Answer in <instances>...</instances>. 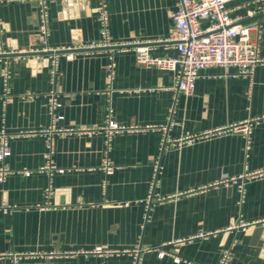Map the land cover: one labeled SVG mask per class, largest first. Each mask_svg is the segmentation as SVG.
<instances>
[{
	"label": "crops",
	"instance_id": "1",
	"mask_svg": "<svg viewBox=\"0 0 264 264\" xmlns=\"http://www.w3.org/2000/svg\"><path fill=\"white\" fill-rule=\"evenodd\" d=\"M98 7L99 0H48L49 46L99 42ZM227 7L238 23L256 27L252 39L264 58L261 2L231 0ZM176 9L177 0H107L111 38L161 41L153 55L177 56L165 42ZM0 20V132L11 135L5 164L12 171L0 184V264H13L11 253L32 254L18 264H134L135 254L124 252L134 249H142L140 264H220L225 251L231 253L228 264H264V174L241 180L244 194L237 184L221 182L264 170V66L252 81L233 75L236 68L205 69L188 96L174 89L173 72L138 64L133 49L101 48L78 51L73 59L60 53L53 84L52 54H40L45 46L39 4L1 3ZM21 51L29 54L15 55ZM112 56L110 84L106 67ZM53 90L61 105L57 129H94L108 119L151 128L116 135L110 146L104 132L56 134L51 161L64 173L42 170L47 137L25 133L52 126ZM28 92L34 97L26 98ZM254 118L263 120L248 138L229 134L162 150L166 139ZM106 156L115 166L112 173L102 168ZM180 239L192 240L173 244ZM96 247L120 253H82ZM159 249L169 255L159 257Z\"/></svg>",
	"mask_w": 264,
	"mask_h": 264
},
{
	"label": "built area",
	"instance_id": "2",
	"mask_svg": "<svg viewBox=\"0 0 264 264\" xmlns=\"http://www.w3.org/2000/svg\"><path fill=\"white\" fill-rule=\"evenodd\" d=\"M27 1H36L42 12L43 22L40 25L39 32L44 42V49L40 54H52V69L50 70L52 82L55 84L58 69V56L63 53L67 59H73L78 51L81 50H96L101 48H115L120 51H127L133 49L136 53L137 63L143 66L156 67L162 71H170L174 73V89L185 95H193L196 89L197 80L201 77L203 70L211 67H220L224 70L236 68V76L248 77L251 81L254 79L255 71L259 66H264V58L260 54V47L257 41L252 39L253 32L256 27L244 26L233 19L230 15V10L227 5L231 0H177V9L172 13L174 26L170 37L165 41L174 46L178 51L177 56H155L152 54L153 45L161 41H128L117 43L111 38L109 31V15L107 11V0H99V21L101 25V40L93 42L87 46H73V47H58L52 48L48 44L49 27L47 15L48 0H0L1 3H24ZM261 2V8L264 12V0ZM4 31V23L0 20V37ZM28 51H21L20 54H26ZM6 54V52L2 51ZM107 78L111 84L115 78L116 63L113 56L107 67ZM6 100L10 99L9 73H4ZM252 88V85H251ZM26 98H33V93L28 92ZM50 108L53 119V124L50 129L39 132L29 131L27 135L34 136L36 134H43L47 137L48 152L46 158L48 164L42 170L49 172L57 171L64 173V169H58L51 161L53 151V137L54 135H73L81 133H96L104 132L107 137L108 146L111 145L113 137L116 135L142 131L150 129L151 127H139L136 125H120L111 119H108L104 127L94 129L78 128V129H57L56 123L60 119L56 110L61 106L58 102L57 93L55 90L50 93ZM263 119L254 118L224 127H219L213 130L206 131L200 135L188 136L175 141L164 140L162 143V150L172 146L173 148H181L185 144H191L201 139L219 137L229 134H241L244 137H249L255 123H259ZM166 129V128H165ZM11 135L6 131L0 132V184H3L8 175L12 173L10 168L5 164L6 159L11 155V148L9 140ZM159 163H156L158 169ZM102 168L107 173H112L115 169L109 157H105ZM26 175H30L31 171L24 170ZM264 174V170L246 173L239 178L223 179V184H237L239 191L244 194V183L240 182L244 179H253ZM155 183L153 184V188ZM51 189L47 190L49 194ZM5 207V205H3ZM8 208V207H7ZM264 224V221L259 222ZM241 227H248L249 224L241 223ZM204 236V235H199ZM198 237V236H197ZM195 238V237H192ZM188 240H177L173 244H183ZM142 249H134L132 251H124L135 254L136 261L134 264H140V252ZM83 254L111 256L120 253L118 250L107 249L104 247H96L91 251H83ZM29 253H11L13 264H18L24 257L31 256ZM169 255L164 249H159V257L164 258ZM231 253L225 251L222 255L220 264H228ZM174 261L180 263L183 261L180 257H175Z\"/></svg>",
	"mask_w": 264,
	"mask_h": 264
},
{
	"label": "water",
	"instance_id": "3",
	"mask_svg": "<svg viewBox=\"0 0 264 264\" xmlns=\"http://www.w3.org/2000/svg\"><path fill=\"white\" fill-rule=\"evenodd\" d=\"M63 3H66V4H68V3H70L71 1H74V3H77V1L78 0H61ZM29 54V53H28ZM28 54H25L26 56L28 55ZM15 55H20V56H24V55H21V54H15ZM34 55V54H33ZM36 55H40V54H36ZM42 55V54H41Z\"/></svg>",
	"mask_w": 264,
	"mask_h": 264
}]
</instances>
